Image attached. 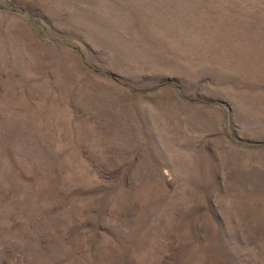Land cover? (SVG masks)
Wrapping results in <instances>:
<instances>
[{
    "label": "rangeland",
    "instance_id": "rangeland-1",
    "mask_svg": "<svg viewBox=\"0 0 264 264\" xmlns=\"http://www.w3.org/2000/svg\"><path fill=\"white\" fill-rule=\"evenodd\" d=\"M0 264H264V0H0Z\"/></svg>",
    "mask_w": 264,
    "mask_h": 264
}]
</instances>
